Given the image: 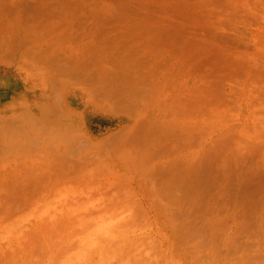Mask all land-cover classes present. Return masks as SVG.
<instances>
[{"label": "rangeland", "instance_id": "obj_1", "mask_svg": "<svg viewBox=\"0 0 264 264\" xmlns=\"http://www.w3.org/2000/svg\"><path fill=\"white\" fill-rule=\"evenodd\" d=\"M151 1L0 0V264H264V0Z\"/></svg>", "mask_w": 264, "mask_h": 264}, {"label": "bare ground", "instance_id": "obj_2", "mask_svg": "<svg viewBox=\"0 0 264 264\" xmlns=\"http://www.w3.org/2000/svg\"><path fill=\"white\" fill-rule=\"evenodd\" d=\"M17 1V0H16ZM42 1V0H40ZM134 0H131V4L134 3L132 2ZM136 1V0H135ZM142 1V0H141ZM151 1V0H150ZM24 2V1H23ZM144 2V1H143ZM149 2V1H148ZM151 2H153L154 4L157 5V7L154 5V9L155 11H150L149 8L150 7H147V9L145 11H150V12H144L143 13H147V14H144V16L148 15V17H144L146 18V20H143V21H146L148 20V18L150 19L149 21L151 22V26H149V21H148V26L152 28V26H154L155 28V23H170V25L172 24V27L170 26V29H174L176 31H179V32H183L184 34H192L191 36H194L195 34H200V35H206L205 32L207 33H210L212 34L211 36L213 37H216V34L218 32H220V30L222 28H224L223 26H225V24L229 25V26H234L236 24V18L234 19V16L236 15L237 12H244L245 16L249 17L250 14L252 13V11H248L244 8V4L246 2V0H152ZM254 2V1H253ZM22 3V2H21ZM44 3V1H43ZM14 4V3H13ZM46 5L48 3H45ZM145 4H147L145 2ZM218 4V5H217ZM11 5V4H10ZM18 5V4H16ZM130 5V4H129ZM14 6V5H13ZM54 6V5H53ZM100 6V5H99ZM133 6V5H131ZM130 6V7H131ZM3 7V6H2ZM16 7V6H15ZM20 7V6H19ZM48 7V6H46ZM129 7V6H128ZM129 7V8H130ZM45 8V6H44ZM95 8H97L95 6ZM132 8V7H131ZM139 8H141L142 10V6L140 7L139 5ZM138 8L139 10V14L141 15L140 13V9ZM146 8V7H144ZM157 8V10H156ZM226 8H229L231 9V13L227 14L225 18H222V16L220 17V14H223V12L226 11ZM3 9V8H2ZM1 9V10H2ZM18 9V8H17ZM136 9V7L134 8ZM150 9H153V7L151 6ZM252 9V8H251ZM39 10V9H38ZM40 11V10H39ZM97 11V9H96ZM133 11V9H132ZM4 12V11H3ZM108 12V11H107ZM135 12V11H134ZM228 12V11H227ZM19 13V12H18ZM93 13V12H92ZM98 13V12H97ZM133 13V12H132ZM135 13H138L137 10ZM142 13V14H143ZM157 13V14H155ZM161 14V15H158ZM1 14V13H0ZM91 14V13H90ZM243 14V13H242ZM5 15V14H4ZM96 15V14H94ZM134 15V14H133ZM136 15V14H135ZM224 15V14H223ZM240 15V14H239ZM1 16V15H0ZM97 16V15H96ZM102 16V15H101ZM132 16V15H131ZM142 16V15H141ZM231 16V17H229ZM233 16V17H232ZM5 17V16H4ZM119 17V16H118ZM121 17V16H120ZM137 17V15H136ZM139 17V16H138ZM229 17V18H227ZM245 18L246 20H244V22L247 23V20L248 18ZM230 18H233V20H231ZM128 19V18H127ZM139 20V18H137ZM231 20V21H230ZM154 24H153V23ZM250 21H248L249 23ZM252 22V21H251ZM92 23V22H91ZM141 23V22H140ZM145 23V22H144ZM94 24H97V23H94ZM143 24V23H141ZM153 24V25H152ZM132 25L133 22H132ZM131 25V26H132ZM161 25V24H160ZM54 26V25H53ZM94 26V25H93ZM103 26V25H102ZM117 26V25H116ZM158 26V24H157ZM156 26V27H157ZM162 26V25H161ZM160 26V27H161ZM167 26V25H165ZM169 26V25H168ZM105 27V26H103ZM110 27V26H109ZM129 27V26H128ZM159 27V28H160ZM164 27V25L162 26ZM98 29V28H97ZM162 29V28H161ZM99 30V29H98ZM198 30H201V33H199ZM202 30L204 31V33L202 34ZM223 30V29H222ZM221 30V31H222ZM257 30V28H256ZM123 31V29H122ZM128 32V31H127ZM156 32V31H155ZM143 33V31H142ZM161 33V32H160ZM221 33V32H220ZM235 33V32H234ZM116 34V33H115ZM137 34V33H136ZM159 35V34H158ZM208 35V34H207ZM218 35V34H217ZM136 36V35H135ZM240 36V35H239ZM213 37V38H214ZM204 38V37H203ZM260 38V37H259ZM188 40V39H187ZM198 40V39H197ZM206 43V42H205ZM211 43V42H210ZM180 45V44H179ZM183 46H185L184 44H182ZM188 45V44H187ZM214 45V44H213ZM215 48V47H214ZM183 49V47L181 48ZM226 49V48H225ZM212 50V48H211ZM210 50V51H211ZM215 50V49H214ZM182 51V50H181ZM209 51V50H208ZM218 51V50H217ZM212 52V51H211ZM215 52V51H214ZM247 52V51H245ZM194 53V52H193ZM197 53V52H196ZM210 53V52H208ZM190 54V53H188ZM183 55V54H182ZM204 56H208V54H204ZM229 56V55H228ZM198 57V56H197ZM195 57V58H197ZM209 57V56H208ZM220 57V56H219ZM190 58V57H189ZM180 59V58H179ZM194 59V58H193ZM192 59V60H193ZM208 59V58H206ZM220 59V58H219ZM226 59V58H225ZM224 59V60H225ZM229 59V57H228ZM200 60V59H199ZM187 61L189 62L190 60L187 59ZM201 61V60H200ZM204 61V60H203ZM220 61V60H219ZM187 62V63H188ZM206 62V61H204ZM183 63V61H182ZM203 63V62H202ZM220 63V62H219ZM186 64V63H185ZM199 64V63H197ZM203 65V64H202ZM215 65H218V64H215ZM184 66V65H183ZM200 66V65H199ZM204 66V65H203ZM191 67V66H190ZM218 68H220V66H218ZM222 68V67H221ZM217 69V68H216ZM213 70V69H212ZM211 72V71H210ZM209 72V73H210ZM220 72V71H219ZM219 74V73H218ZM225 74V73H224ZM211 75V74H210ZM226 75V74H225ZM86 189V187L84 188V190ZM75 190V189H74ZM74 190L72 189L71 191L74 192ZM81 190V188L79 189V191ZM70 191V192H71ZM83 191V190H82ZM81 191V194H83ZM69 192V191H68ZM71 192V193H72ZM86 192V191H84ZM74 194H78V191L76 193V190L74 192ZM87 195V193H84V195ZM66 198H68L67 195H65ZM63 198L64 201H66V205L69 203L67 200H65L66 198ZM62 200V199H61ZM63 202H59L61 204L64 203ZM68 202V203H67ZM54 206V204L52 205ZM51 210V209H49ZM73 211V210H72ZM67 213V211H66ZM70 214V213H69ZM72 214V213H71ZM24 216V215H23ZM54 216V215H53ZM59 221V220H58ZM62 221V220H61ZM60 221V223H61ZM57 222V221H56ZM76 222V221H75ZM73 222V223H75ZM57 225V224H56ZM54 225V226H56ZM61 226L63 224H60ZM66 226V224H65ZM81 226V225H79ZM83 226V224H82ZM85 226V225H84ZM62 228V227H61ZM81 228V227H80ZM83 228V227H82ZM65 229V228H63ZM67 229V228H66ZM85 229V228H83ZM68 230V229H67ZM66 230V231H67ZM60 231H62L60 229ZM86 231V230H85ZM69 232V231H68Z\"/></svg>", "mask_w": 264, "mask_h": 264}]
</instances>
